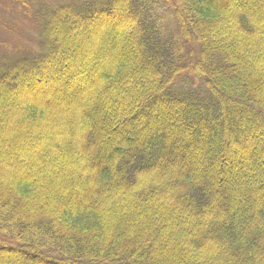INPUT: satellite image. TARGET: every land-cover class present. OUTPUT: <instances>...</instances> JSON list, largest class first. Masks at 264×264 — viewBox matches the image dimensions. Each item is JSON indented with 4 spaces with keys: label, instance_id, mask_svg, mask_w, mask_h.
Segmentation results:
<instances>
[{
    "label": "trees",
    "instance_id": "16d2710c",
    "mask_svg": "<svg viewBox=\"0 0 264 264\" xmlns=\"http://www.w3.org/2000/svg\"><path fill=\"white\" fill-rule=\"evenodd\" d=\"M258 1L48 2L38 52L0 41V264H264Z\"/></svg>",
    "mask_w": 264,
    "mask_h": 264
},
{
    "label": "rangeland",
    "instance_id": "374dc122",
    "mask_svg": "<svg viewBox=\"0 0 264 264\" xmlns=\"http://www.w3.org/2000/svg\"><path fill=\"white\" fill-rule=\"evenodd\" d=\"M76 1L77 0H0V41L2 40L3 42V40H7L12 44L17 43L23 50L28 51L27 55H31L36 51L38 52V49H36L38 45V37L36 35L37 28L35 29L36 25L34 26L33 23L37 24V19H40L39 12L41 8L48 2L58 5L63 4L64 2ZM251 1L259 4L258 0ZM259 14L264 16V8H261L259 10ZM63 27L66 28L67 31V33L65 34L66 36L63 38L62 36L59 37V40L54 41V43L58 47L62 46L67 49L66 44L68 42L66 43L65 40H67V37L73 35L74 26L71 23L64 22ZM1 52L4 54L6 53L5 51ZM70 53H73V51ZM105 53L108 52L106 51ZM68 65L69 64L67 62L61 63V66ZM42 96L43 94L41 92L34 94V102L39 103L38 101ZM49 105L53 106L51 105V103ZM182 164H184L185 167H190L192 163L183 162Z\"/></svg>",
    "mask_w": 264,
    "mask_h": 264
}]
</instances>
